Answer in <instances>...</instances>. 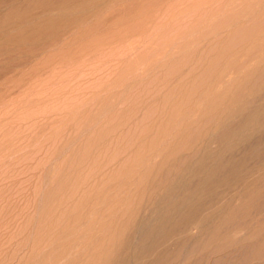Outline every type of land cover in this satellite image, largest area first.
Here are the masks:
<instances>
[{
  "label": "rangeland",
  "instance_id": "374dc122",
  "mask_svg": "<svg viewBox=\"0 0 264 264\" xmlns=\"http://www.w3.org/2000/svg\"><path fill=\"white\" fill-rule=\"evenodd\" d=\"M262 138L264 0H0V264H87L112 239L111 258L112 220L164 155L178 162L160 211L195 190L189 162L208 172Z\"/></svg>",
  "mask_w": 264,
  "mask_h": 264
},
{
  "label": "bare ground",
  "instance_id": "6f19581e",
  "mask_svg": "<svg viewBox=\"0 0 264 264\" xmlns=\"http://www.w3.org/2000/svg\"><path fill=\"white\" fill-rule=\"evenodd\" d=\"M230 109L228 106L225 111L229 112ZM207 112L214 116L213 125L204 130L205 133L213 131L223 121V118L220 119V106L207 108ZM251 122L256 125L257 115L254 111L245 114L238 127L243 129L244 125ZM169 149L173 151L174 148ZM166 155L159 167H154L140 179L135 200L130 207L117 220H112V226L118 233V238H114V256L108 257L113 244L111 239L110 246L89 257L87 264H101L105 259L106 262L102 264H199L203 260L207 264H216L220 255L227 264L236 258L240 246L245 243L249 246L250 241L253 242V248L246 264H264V213L261 214L264 211V199L259 201L263 191L253 190L259 182H263L264 186V153L251 156L248 152H230L210 165L208 172L196 165V159L192 160L187 167L196 177L195 190L184 199H177V208L165 207L160 211V202L165 201L173 185L171 176L178 162V158L173 155ZM182 189L186 191L184 185ZM242 194H246V197L254 194V202L245 206L236 205L234 209L223 212L226 206H233L245 198ZM162 212L167 214L161 217ZM151 215L157 223L149 229L146 222ZM239 218L240 221H237ZM240 232H244L242 236L238 235ZM109 238H113L111 233ZM135 248L139 251L133 261L124 252Z\"/></svg>",
  "mask_w": 264,
  "mask_h": 264
}]
</instances>
